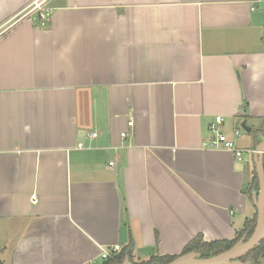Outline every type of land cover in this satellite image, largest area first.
<instances>
[{
    "label": "crops",
    "instance_id": "1",
    "mask_svg": "<svg viewBox=\"0 0 264 264\" xmlns=\"http://www.w3.org/2000/svg\"><path fill=\"white\" fill-rule=\"evenodd\" d=\"M34 1L0 0V29ZM50 6L47 26L0 37L2 263L108 264L131 237L140 264L235 239L258 212L255 153L211 148L209 128L222 117L243 150L264 136V0Z\"/></svg>",
    "mask_w": 264,
    "mask_h": 264
},
{
    "label": "water",
    "instance_id": "2",
    "mask_svg": "<svg viewBox=\"0 0 264 264\" xmlns=\"http://www.w3.org/2000/svg\"><path fill=\"white\" fill-rule=\"evenodd\" d=\"M243 129L248 133L251 132V129L246 125H243ZM254 157L259 178V191L254 194L258 217L252 236L249 239L244 237L231 249L217 256L203 259L199 253H190L178 257L169 264H253L252 262H243L241 259L264 240V136L261 137ZM124 264L132 263L126 260Z\"/></svg>",
    "mask_w": 264,
    "mask_h": 264
},
{
    "label": "trees",
    "instance_id": "3",
    "mask_svg": "<svg viewBox=\"0 0 264 264\" xmlns=\"http://www.w3.org/2000/svg\"><path fill=\"white\" fill-rule=\"evenodd\" d=\"M254 185H255V191L258 192L259 178L256 170H255ZM257 217H258V212L253 219L246 222L244 228L237 233L236 238L233 240L206 242L203 240L201 236H199L186 247V249L183 251L182 254L178 256L154 255L151 257L149 261L142 262L140 264H169L178 257L190 253H199L201 254L203 259L217 256L231 249L244 237L249 239L254 232L257 223ZM133 250H134V243H133V239L130 237L129 245L126 246L124 249H122V251L117 255H113L114 256L113 259L110 262H108V264H124L126 260H129L132 264H137L133 262ZM263 256H264V240L260 243L259 246H257L252 251H250L241 260L243 262H252L253 264H259V259L262 258ZM0 264H3L1 259H0Z\"/></svg>",
    "mask_w": 264,
    "mask_h": 264
},
{
    "label": "built area",
    "instance_id": "4",
    "mask_svg": "<svg viewBox=\"0 0 264 264\" xmlns=\"http://www.w3.org/2000/svg\"><path fill=\"white\" fill-rule=\"evenodd\" d=\"M50 1L51 0H35L28 8L20 13V15L16 18V21L11 22L9 25H6L0 29V37L12 29L17 23L24 20H34L41 27L47 26L50 23L54 13L53 8L50 6ZM223 124L224 119L222 117H217L210 125L209 131L211 136L209 138V144L211 148L215 150H227L231 152L237 160H242L246 154H254L256 152L255 150H243L238 148L235 140L230 139L227 134L223 132ZM129 125L133 126V122H130ZM240 135V130L234 132L235 138L240 137ZM90 136L97 138L98 134L93 133ZM127 136V133L121 134L123 139H126ZM80 147H82V145H80ZM110 166H114V162H111ZM121 251V246H113L110 250L103 251L102 258L108 259L111 255H117Z\"/></svg>",
    "mask_w": 264,
    "mask_h": 264
},
{
    "label": "rangeland",
    "instance_id": "5",
    "mask_svg": "<svg viewBox=\"0 0 264 264\" xmlns=\"http://www.w3.org/2000/svg\"><path fill=\"white\" fill-rule=\"evenodd\" d=\"M151 257V256H150ZM149 257V258H150ZM259 264H264V256L262 258L259 259Z\"/></svg>",
    "mask_w": 264,
    "mask_h": 264
}]
</instances>
